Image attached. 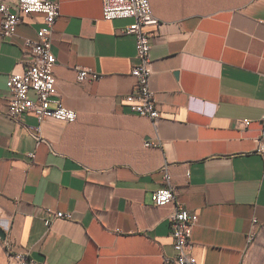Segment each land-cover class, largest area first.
<instances>
[{
  "label": "crops",
  "instance_id": "1",
  "mask_svg": "<svg viewBox=\"0 0 264 264\" xmlns=\"http://www.w3.org/2000/svg\"><path fill=\"white\" fill-rule=\"evenodd\" d=\"M56 1V97L74 123L8 116L9 73L44 15L7 37L0 13V264H20L18 252L33 264H165L175 204L152 201L165 167L199 217L198 264H264V0H150L157 123L126 99L140 62L124 32L134 19L106 20L104 0ZM79 69L100 78L79 81ZM49 211L71 217L47 225Z\"/></svg>",
  "mask_w": 264,
  "mask_h": 264
},
{
  "label": "built area",
  "instance_id": "2",
  "mask_svg": "<svg viewBox=\"0 0 264 264\" xmlns=\"http://www.w3.org/2000/svg\"><path fill=\"white\" fill-rule=\"evenodd\" d=\"M0 13L2 14L1 33L7 37L17 35L18 25L26 14L42 13L44 15L43 25L37 31L36 37H26L23 40L22 71L9 73L7 80L10 93L8 116L20 120L24 113L32 112L39 123L47 119L62 123L76 122L77 111L65 106L56 97L57 55L53 50L52 32L60 15L59 2L56 0H16L14 4H11L7 0H0ZM103 16L106 20L134 19V22L124 32L136 35L137 57L140 62L132 69L135 83L133 92L127 95L126 99L132 103L134 112L157 123L161 118V113L151 85L153 74L151 40L156 29L161 26L160 19L154 14L150 0H104ZM91 78L98 79L100 75L86 69H79V81ZM31 92H34L35 97H31ZM245 124L249 125L250 120H246ZM146 145H150V142ZM258 151L264 155V113L261 117ZM164 180V184L153 192L152 201L156 206L175 204V210L170 215V225L177 253L174 257L165 256V264H198L192 253V232L199 217L177 200L176 187L166 167ZM55 217L70 218L71 215L60 211H49L45 220L46 224L50 225ZM14 256L20 264H33L27 252H18Z\"/></svg>",
  "mask_w": 264,
  "mask_h": 264
},
{
  "label": "water",
  "instance_id": "3",
  "mask_svg": "<svg viewBox=\"0 0 264 264\" xmlns=\"http://www.w3.org/2000/svg\"><path fill=\"white\" fill-rule=\"evenodd\" d=\"M5 236H6V233H5L4 229H2L0 227V237L5 238Z\"/></svg>",
  "mask_w": 264,
  "mask_h": 264
}]
</instances>
